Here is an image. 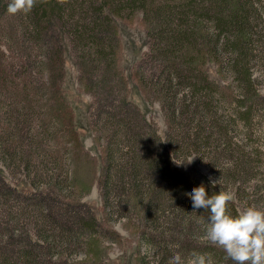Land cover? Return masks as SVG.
Returning <instances> with one entry per match:
<instances>
[{
	"label": "trees",
	"instance_id": "obj_1",
	"mask_svg": "<svg viewBox=\"0 0 264 264\" xmlns=\"http://www.w3.org/2000/svg\"><path fill=\"white\" fill-rule=\"evenodd\" d=\"M6 1L0 0V5ZM251 2L68 0L61 6L56 0H48L47 3L38 0L29 16L32 32L45 49L47 77L42 85L45 102L51 117L65 129L69 142L66 152L53 150L63 161L66 159L70 186L79 195H62L58 182L53 178L35 189L28 167L33 158V155L30 157L32 148L36 147L29 140L32 134L13 124L0 130V154L26 160L20 169V177L14 181L8 180L0 171V264H58V258L51 253L54 246L46 245L48 230L36 223L37 220L44 225L49 222L55 230L59 227L66 237L85 230L89 235L86 238V263L113 264L107 260L103 240L94 230L98 226L120 240L121 236L106 226L107 216L106 220L99 217L89 204L81 202L94 185L99 187L106 206L114 194L125 208L129 207L130 212H137L147 207L144 205L149 204L152 195L154 204L159 205L165 196L171 200L173 197L182 200L185 193L203 184L189 170L197 168V158L191 163L185 158L187 168L177 166L172 158L171 128L174 118L178 119L184 113L181 111L176 116L180 109L174 107V102L180 100L177 97L182 91H193L195 100L188 105L194 109L195 117L201 108L206 109L204 113L211 112V107L206 106L214 90L222 88L227 98L234 97V87L230 85L226 89V84L221 81L224 77L221 54L223 48L230 50L233 47L239 52V58L245 61V50L256 33L252 22L261 19ZM120 6L128 7L129 12L124 15L118 10ZM136 14L141 15L139 24L149 37V51L133 67L130 77L148 102L154 99L165 108L166 103L173 101L174 109L165 108L164 112L169 131L167 141L161 139L156 124L129 97L130 85L119 66L121 47L113 17L130 24ZM66 28L73 29L71 33L82 48L84 57L81 56L78 65V82L84 87V92L97 95L94 91L104 79L97 84L91 81L95 72L111 71L119 76L112 81L121 87V91L106 93L92 101L88 121L99 155L85 148L74 110L64 92L62 41L63 38L67 40L69 47L74 42ZM238 63L230 66L231 74L242 75L243 78H237V82L240 85L242 82L249 91L253 85L252 78H245ZM255 95L259 99L264 98V94L259 92ZM186 112L190 113V110ZM187 113L185 119L188 118ZM218 129L221 131V126ZM203 130L205 128L198 125L196 135L200 143L206 138Z\"/></svg>",
	"mask_w": 264,
	"mask_h": 264
},
{
	"label": "rangeland",
	"instance_id": "obj_2",
	"mask_svg": "<svg viewBox=\"0 0 264 264\" xmlns=\"http://www.w3.org/2000/svg\"><path fill=\"white\" fill-rule=\"evenodd\" d=\"M9 3L10 0H7L0 5V130L13 124L32 134L29 140L36 147L32 148L30 157L33 155V158L28 167L35 189L38 190L44 182L53 178V181L58 182L62 195L78 197L79 192L72 190L67 177L66 159L63 161L53 150L66 152L69 142L65 129L51 117L45 102V89L42 88L47 77L45 49L32 32L30 14L9 15ZM250 4L261 19L252 22L256 33L245 50V61L239 58V52L234 51L233 47L230 50L223 48L221 54L224 66L221 81L226 84V89L230 85L234 87V97L227 98L222 88L214 90L206 106L211 107L212 113H204L206 109L201 108L198 110L200 113L194 117V109L188 105L195 100L193 91H182L174 107L180 109L176 116L181 111L184 113L178 119L174 118L169 140L172 158L177 166L187 168L185 158H188L186 161L189 163L195 162L196 158L199 160L197 168L189 170L202 181L209 194L224 191L232 195L228 211L233 216L238 215L244 206L264 210V98L259 99L255 95L257 92L264 94V0H252ZM118 10L124 15L129 12L125 6H120ZM140 18L141 15L136 14L133 21L127 24L113 17L121 47L119 66L130 85L129 97L156 124L161 139L167 141L169 131L164 112L165 108L174 109L173 101L169 105L166 103L165 108L154 99L148 102L130 77L133 67L149 51V37L139 24ZM66 31L69 37L74 36L71 33L73 29L66 28ZM73 39L71 47L67 40L63 38L62 41L65 58L64 92L74 110L85 148L99 155L94 142L95 135L88 121L92 101L106 93L121 91V87L112 81L119 76L111 71L95 72L91 81L97 84L104 79L98 86L101 87L94 91L97 95L84 92V87L78 82V65L83 52L76 36ZM236 62H240L238 66L244 70L245 78H252L253 85L249 91L242 82L241 85L237 82V78H243L242 75L231 74L230 66ZM186 110H190V113ZM185 113L188 114L187 119ZM198 125L205 128L203 134L206 138L203 143L197 141ZM25 162L1 153L0 171L8 180L14 181L20 177L19 172ZM210 178L219 180L215 187L211 185ZM165 197L159 205H155L152 195L149 204L144 205L148 208L144 207L137 212H130L129 207L125 208L114 194L106 206L97 185L82 197L81 202L89 204L99 217H105L106 220L107 216L106 226L122 238L120 240L109 232L105 233L102 227H95L94 232L101 236L102 246L106 248L107 260L113 264H168L175 253L187 261L195 252L210 257L214 264H233L225 259L222 249L207 241L204 234L207 213L204 209H193L187 195L182 200ZM36 223L48 230L46 245L54 246L51 253L58 258V264H87L86 238L89 235L85 230L66 237L62 229L58 227L55 230L49 222L44 225L37 220Z\"/></svg>",
	"mask_w": 264,
	"mask_h": 264
},
{
	"label": "clouds",
	"instance_id": "obj_3",
	"mask_svg": "<svg viewBox=\"0 0 264 264\" xmlns=\"http://www.w3.org/2000/svg\"><path fill=\"white\" fill-rule=\"evenodd\" d=\"M38 0H10L7 6L9 15L29 14ZM47 3L48 0H39ZM63 6L68 0H56ZM219 180H212L213 187ZM192 202L193 209H204L206 216L205 237L207 241L225 253V259L233 264H264V210L244 206L238 215L228 211L233 197L219 191L209 196L203 184L185 193ZM203 219V217H202ZM168 264H214L204 254L192 253L187 261L179 253L173 254Z\"/></svg>",
	"mask_w": 264,
	"mask_h": 264
}]
</instances>
